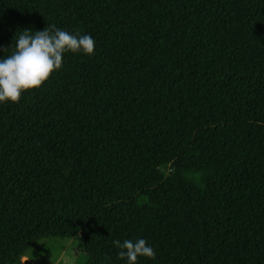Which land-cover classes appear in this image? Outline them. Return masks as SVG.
Segmentation results:
<instances>
[{
	"label": "trees",
	"instance_id": "16d2710c",
	"mask_svg": "<svg viewBox=\"0 0 264 264\" xmlns=\"http://www.w3.org/2000/svg\"><path fill=\"white\" fill-rule=\"evenodd\" d=\"M49 25L94 50L0 103V264H264V0H0V58Z\"/></svg>",
	"mask_w": 264,
	"mask_h": 264
},
{
	"label": "clouds",
	"instance_id": "9594fccd",
	"mask_svg": "<svg viewBox=\"0 0 264 264\" xmlns=\"http://www.w3.org/2000/svg\"><path fill=\"white\" fill-rule=\"evenodd\" d=\"M13 49L10 55L0 58V103L16 102L23 90L40 86L53 70L61 68L65 52L92 54L94 39L90 34H74L49 25L42 30L23 29ZM112 243L120 249L117 256L125 264H136L138 256L153 258L156 255L143 238L113 240ZM29 259L22 253L18 264Z\"/></svg>",
	"mask_w": 264,
	"mask_h": 264
},
{
	"label": "rangeland",
	"instance_id": "374dc122",
	"mask_svg": "<svg viewBox=\"0 0 264 264\" xmlns=\"http://www.w3.org/2000/svg\"><path fill=\"white\" fill-rule=\"evenodd\" d=\"M161 172L164 176H172L175 170L172 166L166 165L161 167ZM79 244L76 238L45 237L33 242L25 254L31 261L41 264H75V258L80 259L84 256L76 251Z\"/></svg>",
	"mask_w": 264,
	"mask_h": 264
},
{
	"label": "water",
	"instance_id": "95a60500",
	"mask_svg": "<svg viewBox=\"0 0 264 264\" xmlns=\"http://www.w3.org/2000/svg\"><path fill=\"white\" fill-rule=\"evenodd\" d=\"M24 264H41V263H38V262H32V261H30V260H26V261L24 262Z\"/></svg>",
	"mask_w": 264,
	"mask_h": 264
},
{
	"label": "crops",
	"instance_id": "0c3cea01",
	"mask_svg": "<svg viewBox=\"0 0 264 264\" xmlns=\"http://www.w3.org/2000/svg\"><path fill=\"white\" fill-rule=\"evenodd\" d=\"M30 260V259H29ZM31 261V260H30ZM33 262V261H32Z\"/></svg>",
	"mask_w": 264,
	"mask_h": 264
}]
</instances>
